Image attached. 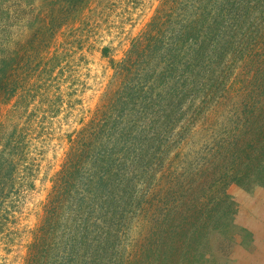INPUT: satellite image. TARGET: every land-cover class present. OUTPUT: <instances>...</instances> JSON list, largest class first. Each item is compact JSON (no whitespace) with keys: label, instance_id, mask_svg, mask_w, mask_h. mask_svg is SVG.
<instances>
[{"label":"rangeland","instance_id":"374dc122","mask_svg":"<svg viewBox=\"0 0 264 264\" xmlns=\"http://www.w3.org/2000/svg\"><path fill=\"white\" fill-rule=\"evenodd\" d=\"M249 1L247 13L246 5L240 6L239 13L245 14L241 25L224 26L221 57L209 60L207 50L202 60L192 56V74L182 76L192 75L191 89L165 113L158 101L171 91L173 80L164 81L168 88L156 80L144 81L153 67L156 73L165 69L156 57L143 59L134 53L128 77L119 75L120 62L162 0H0V54L10 50L18 55L25 45V90L34 92L38 85L45 90L20 120L31 121L26 141L34 161L3 203L0 264H45L68 252V264H235L233 257L248 261L254 241L250 229L264 217V206L249 197L264 193V184L230 176V169L231 155L249 144L251 132L264 123L244 104L253 102L250 90L264 88V65H255L258 58L264 62V0ZM205 59L209 61L193 63ZM126 86L140 90L120 123L129 129L130 149L125 156L109 155L113 160L123 157V170L112 166L107 185L94 199L88 200L82 186L67 195L57 224L52 230V225L45 227L44 246L37 247L35 258L29 256L72 141L105 104L110 125L121 115ZM151 86L153 105L147 101L146 107L141 100L149 98ZM14 101L16 96L1 108L3 113ZM252 164L250 169H257ZM244 167L238 163L235 169L240 173ZM243 204L249 207L242 210ZM208 212L212 220H206ZM192 215L200 217L198 228L204 225L196 243L184 233L193 228L188 224ZM218 215L222 218L214 226ZM256 262L264 264V259Z\"/></svg>","mask_w":264,"mask_h":264},{"label":"trees","instance_id":"16d2710c","mask_svg":"<svg viewBox=\"0 0 264 264\" xmlns=\"http://www.w3.org/2000/svg\"><path fill=\"white\" fill-rule=\"evenodd\" d=\"M251 3L249 0H162L155 16L146 26L141 37L133 42L128 56L120 62L119 75L122 74L125 76L124 78L128 77L132 54L134 53H137L143 59H152L149 56L156 57L165 69L160 73H156L154 71L155 67H153V71L149 72L150 75L146 76L144 81L152 82L156 80L157 83L168 88L169 84L164 81L166 79L173 80L170 87L171 91L167 92L166 96L160 97L158 101L159 109L165 113L169 112L170 103L172 106L173 102H180L182 97L185 98L184 90L186 88L191 89L190 86L192 85L189 84L188 80H191L192 75L186 76L187 78L182 76L188 72L192 74L189 71L193 67V64H191L192 56L202 60L203 51L207 50L206 58L208 53L212 54L209 60L213 57H221L225 53L223 44L226 43L221 41L222 36L225 35L224 26L232 27L233 25L236 26L237 23L241 25V20L245 17V14L239 13L240 6L246 5L245 12L247 13ZM23 46L25 49V45ZM24 49L18 55L10 50L0 54V214L4 213L3 208L5 206L3 207V203L5 199L15 193L13 189L15 181H21L23 176H27L34 161L29 157L26 141V138H29L28 131L33 129L31 121L27 122L25 119L22 122L20 120L28 111V106L32 105L31 102L39 100L43 95L45 96V92L40 93L45 91L42 85L33 87L34 92L25 90L27 80L25 64L28 56ZM208 61L205 59V61H194L193 63ZM255 62L256 66L259 64L260 66L264 65L261 58H258ZM180 64H182V67H178ZM178 70H182V74L177 75ZM20 72H22V78L19 76ZM154 77L155 79H153ZM244 88L242 92L245 93ZM148 89L151 96L149 95V98L145 97L144 102L141 100L146 107L149 106L148 102L153 105V86ZM116 93H119V90ZM139 93V89L135 90L134 87L126 86L124 93L126 98L125 100L120 98L119 102V108L121 109L119 114L121 115L115 119L119 122L114 121L111 125L109 124L108 107H106L108 104H105L99 117L96 119V116L91 119L89 126H85L86 128L82 129L77 138L72 141L63 169L53 181L52 191L44 210L43 225L36 231L34 241L30 246L29 256L34 257L37 247L41 244L44 246L45 242L43 241L45 239L43 235L47 233L45 227L50 228L52 225V230L54 225L57 224L60 214L67 205L68 201L65 199L67 195L77 193L78 186H82L85 188L83 192L88 194V200L94 199L101 192L103 186L107 185L111 169L114 168L112 166H117L118 169L123 170V164H121L123 157L119 160L116 159V161L111 159L109 155L111 156L113 153L125 156L130 149L126 145L129 141L126 139L129 136V129H123L120 123L123 121L124 111H130L129 108L134 106L139 98ZM250 93L253 95L251 98L253 102L244 103L245 107H250L249 112L255 115L259 121H264V88L261 91L252 89ZM15 96L16 101L10 109H7L6 113H3L1 108L7 107ZM163 100L165 105H161ZM154 106L156 108L155 104ZM251 135L253 138L250 137V143L240 147L241 153L237 152L236 155H231L234 167L230 169L232 171L230 176H237L243 180L250 177L252 178L251 182L254 184H264V123L261 127L254 129ZM138 141L137 147L140 148L141 139H138ZM130 146L134 148L135 145L131 144ZM137 147L134 150H137ZM94 148L95 153H93ZM124 160H127V158H124ZM252 161L254 162L252 165H255L257 169H250L248 164H251ZM238 163L240 165L245 163V167L241 169L240 173L238 168L235 169ZM234 172H236L235 175ZM250 172L253 174L250 175ZM237 173L240 175H237ZM224 179L228 180V177L224 176ZM84 197L82 196L77 201L79 208L85 201ZM193 214L202 215L199 211H193ZM210 215V212H208L206 220H212ZM220 216L216 217L214 226L222 218ZM197 218L200 217L192 215L191 220L188 221V224L190 223L189 225L193 228L179 231L183 233L185 230L184 233L189 238L191 237L190 239H193L194 241H192L195 243L200 236L199 234L204 232V229H202L204 227L203 223L201 228L196 226ZM189 245L191 247L192 243L189 242ZM62 255V257H50L45 261V264H62L59 260L60 257L64 258L63 264H68L72 259V252H68L66 256L65 253ZM160 264L167 263L163 261Z\"/></svg>","mask_w":264,"mask_h":264},{"label":"crops","instance_id":"0c3cea01","mask_svg":"<svg viewBox=\"0 0 264 264\" xmlns=\"http://www.w3.org/2000/svg\"><path fill=\"white\" fill-rule=\"evenodd\" d=\"M251 198L253 199L254 202H258L259 205L264 206V193L263 192L258 191L254 193L253 196L249 197V199ZM247 207L249 206H246L244 204L241 206L242 210H244ZM263 218L264 217H262V219L259 220L258 225L254 227L252 225V228L250 229V232L253 235L254 241L252 243L253 244L252 247H250V252H252V254L249 253L248 261H246L245 258L242 259L240 257L239 258L233 257V260H238V262L235 264H257L256 262L257 258L261 257L262 259H264V220Z\"/></svg>","mask_w":264,"mask_h":264}]
</instances>
